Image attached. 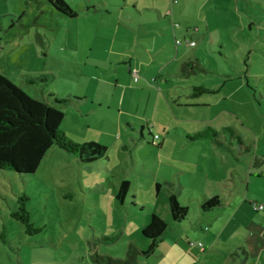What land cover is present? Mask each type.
Masks as SVG:
<instances>
[{
	"label": "rangeland",
	"instance_id": "1",
	"mask_svg": "<svg viewBox=\"0 0 264 264\" xmlns=\"http://www.w3.org/2000/svg\"><path fill=\"white\" fill-rule=\"evenodd\" d=\"M210 3L224 9L207 11ZM207 6L186 57L182 52L175 57L183 38L177 35V42L171 37L169 61L152 65L141 99L131 97L119 120L112 110L104 111V120H96L73 105H56L65 114L59 127L66 136L76 142H101L107 147L103 156L83 162L53 145L33 173L0 168V264H96L98 255L124 256L130 243L145 248L141 224L152 212L169 218L171 193L188 207L183 223L195 225L202 215L203 192L225 191L211 185L216 170L208 145L186 138L206 122L256 133L262 137L259 150L264 151V0H210ZM86 20L83 14L68 16L48 0H0V66L30 96L50 97L64 78L53 79L48 70L54 58L69 56L70 37H76L78 25ZM104 35L109 38L111 28ZM48 40L49 51L43 46ZM137 72L131 84L142 82ZM203 83L213 90L192 96V86ZM123 178L131 185L120 203L116 193ZM22 193L28 196L32 221L41 227L33 235L10 215ZM257 200L251 202L264 204V197ZM236 203L228 207L236 211L241 201ZM225 207L215 212L226 216ZM262 209L243 199L225 232L255 210L264 213ZM218 254L219 261L203 264H234V255L225 261L224 254ZM161 258L156 249L148 262L163 264ZM185 259L190 264L192 258Z\"/></svg>",
	"mask_w": 264,
	"mask_h": 264
},
{
	"label": "crops",
	"instance_id": "2",
	"mask_svg": "<svg viewBox=\"0 0 264 264\" xmlns=\"http://www.w3.org/2000/svg\"><path fill=\"white\" fill-rule=\"evenodd\" d=\"M66 1L77 11L76 16L83 14L87 20L78 25L76 37L72 33L69 40L71 45L69 56L54 58L53 67L48 71L53 79L64 78L63 86L56 87L51 92L57 97L64 96L70 100L56 103L52 101L53 98L51 100L52 96H45L43 92L42 100L55 106L73 105L81 113L88 115V118L94 117L96 120H104L108 116L104 111H116L119 120L123 113V105H128L131 97L135 98L138 95L139 100L141 99L140 90L144 92V83L151 78L152 65L154 63L163 65L169 61L172 55L171 37H174V41L177 35L183 38L182 46L176 48L175 57H178L180 52L184 58L186 57V50L190 47V44L186 43V38L195 41L194 32L201 30L202 12L208 7L210 0ZM75 1L79 6H75ZM220 8L224 9L222 4L210 3L207 11L214 13ZM208 24H204L206 29ZM244 26L245 24H242L239 27L242 30ZM108 27L111 28L109 38L104 35ZM47 45L49 51L51 41L43 44ZM137 71L142 73L137 79L142 82L134 85L130 81L135 80L133 74L136 76ZM0 72L11 79L4 67L0 66ZM201 85L213 90L204 83ZM204 125L200 130L213 127L217 135L191 138L189 136L191 134L186 133V138L191 141L199 140L205 143V146L208 145L212 154L211 164L216 170L211 185L225 191L223 194L217 191L210 194L203 192L200 206L212 197H217L219 203L207 209L201 206L202 215L193 226L185 225L184 218L180 221L173 220L168 209L169 218L161 215L168 223L167 229L152 253L156 249L161 250L163 264H188L186 259L184 261L187 255L193 260L190 264L219 261L218 253L224 254L225 261L228 256L234 255L232 258L234 264H264V213L255 210L256 213H251L250 217H241L245 219L236 228L225 232L238 208L242 206L243 199H249V204L252 205L251 201L264 197V151L259 150L262 137L245 128L242 132H237L230 124L215 126L211 122H206ZM226 126L232 128V132L228 130L229 135L223 130ZM243 159L246 160L245 166L242 164ZM250 197L254 200H250ZM236 201V205L240 201L241 203L234 211L228 205L233 206ZM223 206H226L228 213L226 216L215 212ZM146 223L143 222L141 227ZM146 239L145 248L151 242L149 238ZM192 239L194 242H191ZM235 239H238V242L234 244ZM164 241L166 250H162ZM198 241L203 242V249L198 246ZM139 248L145 249L142 246ZM149 256L150 254L139 257L138 264H151L148 262Z\"/></svg>",
	"mask_w": 264,
	"mask_h": 264
},
{
	"label": "trees",
	"instance_id": "3",
	"mask_svg": "<svg viewBox=\"0 0 264 264\" xmlns=\"http://www.w3.org/2000/svg\"><path fill=\"white\" fill-rule=\"evenodd\" d=\"M59 11L70 17L77 15V11L66 0H48ZM188 65L184 63L183 67ZM30 82L33 79H28ZM42 80H47L43 77ZM209 88L204 85H193L191 95L196 96ZM54 102H68L70 98L57 97L49 93ZM64 118V111L52 103L30 96L19 85L11 81L0 72V168H8L17 173H33L37 170L43 156L53 145L79 158L81 161H92L105 154L106 145L96 140L76 142L68 138L59 127ZM232 132L230 126L225 127ZM217 131L213 127L197 131L191 138L215 137ZM130 180L123 178L120 182L116 197L120 203L124 202ZM28 196L24 193L17 197V206L10 215L24 226L29 235L38 233L40 226L35 225L31 219L26 201ZM219 203L217 197L207 199L201 206L211 208ZM168 209L175 221L182 220L188 214V207L177 200L176 195L168 196ZM167 221L159 214L152 212L148 222L142 227V235L151 240L145 249L138 248L130 243L122 257L98 255L93 261L96 264H138L139 257L147 256L153 252L158 241L167 229ZM2 234V233H1Z\"/></svg>",
	"mask_w": 264,
	"mask_h": 264
},
{
	"label": "built area",
	"instance_id": "4",
	"mask_svg": "<svg viewBox=\"0 0 264 264\" xmlns=\"http://www.w3.org/2000/svg\"><path fill=\"white\" fill-rule=\"evenodd\" d=\"M176 41L179 42L180 40L177 39ZM186 43H188V44H190V45H193V44L195 43V41L190 40L189 38H186ZM252 205H253V207H254L255 209L264 208V204H263V203L252 202ZM197 244H198V246H199L201 249H203V247H204V246H203V242L198 241Z\"/></svg>",
	"mask_w": 264,
	"mask_h": 264
}]
</instances>
